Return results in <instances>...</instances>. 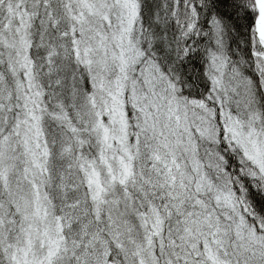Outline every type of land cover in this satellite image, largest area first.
<instances>
[{
  "label": "snow or ice",
  "instance_id": "snow-or-ice-1",
  "mask_svg": "<svg viewBox=\"0 0 264 264\" xmlns=\"http://www.w3.org/2000/svg\"><path fill=\"white\" fill-rule=\"evenodd\" d=\"M0 264H264V0H0Z\"/></svg>",
  "mask_w": 264,
  "mask_h": 264
}]
</instances>
